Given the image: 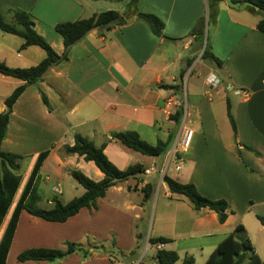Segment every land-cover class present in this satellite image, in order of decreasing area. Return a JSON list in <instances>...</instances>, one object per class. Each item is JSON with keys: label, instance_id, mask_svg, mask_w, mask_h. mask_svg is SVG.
Here are the masks:
<instances>
[{"label": "crops", "instance_id": "crops-1", "mask_svg": "<svg viewBox=\"0 0 264 264\" xmlns=\"http://www.w3.org/2000/svg\"><path fill=\"white\" fill-rule=\"evenodd\" d=\"M211 5L209 0H139L138 12L153 14L164 23L163 35L159 37L144 21L126 16L133 10L131 0H0V15L8 23L15 22L14 10L29 13L34 29L59 55L64 54L65 45L55 29L58 24L108 11L120 13L124 21L106 32L91 31L68 50L66 60L51 68L41 82L30 85L14 104L2 150L31 159L32 170L38 156L50 152L27 202L39 191L43 175L44 181L50 182L52 177L59 179L81 171L94 181H101L104 175L93 162L67 155L64 148L75 144L76 135L95 144V139L103 137L102 143L96 145H106V155L120 170L137 164L144 167L142 175L112 187L117 193L127 191L125 199L129 200L132 191H142L145 196L144 189H152L147 199L150 200L163 189L165 198L170 200L153 204L161 211L159 218L155 217L150 238L170 240L163 249L177 252L180 258L192 256L196 264H204L218 245L243 225L264 262L245 223L250 215L264 217V31L258 29L262 16L248 6L234 7L229 0L218 3L214 12L215 5ZM24 43L21 36L0 29V61L13 68H27L47 57L38 46L21 49ZM207 44L222 67L203 59ZM189 60H193L191 65ZM203 60L208 62L209 70L195 74ZM212 74L221 79L218 88L207 85ZM8 79L0 75V86L23 84ZM181 84L180 94L169 89ZM1 98L0 112L6 108L7 96ZM169 98L179 99L187 106L186 127L195 132L187 153L172 154L184 117L181 121L175 115L169 120L165 112ZM228 103L237 123V138L228 117ZM179 111L180 108L175 109L176 114ZM122 131L137 132L151 145L172 137V148L165 156L150 157L153 159L148 163L131 164L136 152L111 137L112 132ZM146 170L151 171L146 174ZM165 176L194 184L207 198L226 200L231 206L226 223L221 224L212 210H196L188 200H172L175 194L170 192ZM26 183L23 177L20 197ZM57 187L53 185L52 190ZM100 200L97 208L83 209L75 216L77 228L67 225L75 217L67 224L61 223L67 227L66 245L76 244L82 251L55 263L23 264H140L138 259L123 262L99 252L96 226L104 205ZM123 206L132 211L143 210L142 205L136 206L132 201H124ZM90 227L94 228L93 235ZM70 229H78L76 237L67 233ZM253 229L263 240L261 223L255 222ZM43 239L41 245L26 250L58 249L53 248L56 237L44 235ZM153 256L141 264H155Z\"/></svg>", "mask_w": 264, "mask_h": 264}, {"label": "trees", "instance_id": "trees-1", "mask_svg": "<svg viewBox=\"0 0 264 264\" xmlns=\"http://www.w3.org/2000/svg\"><path fill=\"white\" fill-rule=\"evenodd\" d=\"M219 1L222 0L211 1V3L213 2L215 5L212 12L215 11ZM138 2L139 0H131V9L133 10L131 14L126 16H133L144 21L153 34L161 37L165 28L164 23L153 14L138 12L136 10ZM230 2L234 7L248 6L258 14H261L262 19L258 23V29L264 31V0H230ZM13 13L15 17L14 23H8L5 18L0 15V29L4 33L14 34L24 38L25 43L22 45L21 49L30 46H38L47 53V57L38 65L27 68H13L8 66L5 62L0 61V75L23 82V84L17 86L13 93L5 100V111L0 113V231L23 181V176L18 172L20 169L19 161L23 159V156L2 150V144L7 136L8 125L14 104L30 85L41 82L51 68L66 60L68 50L73 45L84 39L91 31L98 30L100 32H106L111 29H104L108 23L123 19L120 13L108 11L94 14L89 18L80 19L75 22L58 24L55 29L63 38L65 45L64 54L59 55L45 38L34 29V22L29 13L19 10H14ZM202 57L205 60L213 62L217 67H222V62L210 51L208 44ZM192 61L193 60H189L190 65ZM184 74L185 72L182 73V78ZM169 89H173L176 93L180 94L183 91V85L171 86ZM42 99L49 107L48 99L44 94H42ZM183 113V111H179L177 113V119H181L182 121ZM228 117L234 132V137L237 138V123L231 113L229 103ZM111 137L129 150L148 157H162L167 155L172 148L173 141L171 137L167 142L159 141L157 145H151L144 141L137 132L133 131L112 132ZM105 147V144L97 146L90 139L81 135H76L75 144L64 148L65 154L67 155H77L83 157L87 162H93L103 173L104 178L97 182L81 171H72L71 176L85 189L84 194L74 198L69 203H63L60 199L54 198L52 200L54 207L51 209L36 207L35 203L37 197L34 196L35 194L33 198L30 199L31 201L29 200L27 202L34 188L35 181L40 174L41 167L48 158L50 152L45 151L38 156L22 195L0 239V264H7L10 249L23 211L45 222L66 223L70 218L78 215L83 209L97 208L98 200L105 198L108 190L117 183L128 181L144 173V167L139 164L131 166L126 170H120L106 155ZM248 149L260 155V153L252 148ZM164 181L172 194L184 196L196 210L207 208L216 212L219 222L221 224L226 223L229 217L228 211L231 210V206L226 200H213L207 198L203 196L192 183L183 184L168 176L164 177ZM144 193L145 199L147 200L152 195V189L150 191L144 189ZM257 219L264 227V217L258 215ZM148 242L150 246L156 248L159 243L166 245L171 241L165 238H150ZM82 250L83 249L76 244H68L66 250L32 248L22 252L18 256V261L21 263L30 261L55 263L70 254ZM180 260L181 258L177 252L167 249L157 250L153 256L155 264H178ZM181 264H195V259L192 256L184 257ZM204 264H264V262L257 254L244 226L239 225L232 234L218 245Z\"/></svg>", "mask_w": 264, "mask_h": 264}, {"label": "rangeland", "instance_id": "rangeland-1", "mask_svg": "<svg viewBox=\"0 0 264 264\" xmlns=\"http://www.w3.org/2000/svg\"><path fill=\"white\" fill-rule=\"evenodd\" d=\"M209 2L211 4V0H209ZM222 2L223 0L219 1L218 3ZM208 67V62L204 60L201 61L200 65L195 71V74L199 71H201L202 73H206L209 70ZM8 80L16 84L18 82L16 79L12 78ZM184 82H186V80ZM202 82L203 81L200 80V83ZM15 87V84H3L2 86H0V105L3 104L1 102V96L3 95L4 97L6 95L8 98L15 90ZM4 111L5 109H3L0 113H3ZM102 141L103 137L95 139L97 145H100ZM133 154L135 159L131 164L137 162L145 163L146 161L153 159L147 156H143L140 153ZM31 165L32 160L29 158L23 159L22 162H19L20 169L18 170V172L24 177L25 183L30 176V171L32 170ZM182 174L183 172L180 175ZM44 178L45 175H43L39 191H36L35 193V195H38L41 198L40 200L39 198H37L35 203L36 207L42 209H50L54 206V204H50L49 202V200L51 199L58 198L63 203H69L74 198L82 196L85 192V189L71 175L66 174L59 179L52 177L53 179H51L50 182H45ZM23 185L24 184H22V186L20 187L19 192L17 193L13 205L8 213V216L6 217L5 222L2 226V229L0 231V239L2 238V235L11 218L14 208L19 201ZM53 185H58L57 188L62 190V194H58L54 190H52ZM127 194V191L121 194L117 193L115 189L111 188L108 190L106 198L100 200L104 202V205L101 206L100 222L96 226V236H99V240H97L96 243L99 246V252L102 255H106L108 258L109 255H111L113 260L123 262L134 258L136 260L138 259V263L141 264L143 260L148 261L149 257H151L153 254L155 255L156 253L154 247L150 246L148 241L153 232L155 217L157 219L159 218V213L161 210H157L156 206L153 204L157 201L163 202L170 200L168 198H165V191L163 189H160V191L157 192L156 195L150 200L145 199L142 191H132L130 193L129 200L125 199V196H127ZM172 200L187 199L181 195H174ZM124 201H132V203L136 206L142 205L143 210L132 211L129 208H126L127 206H123ZM115 207H117V209H114ZM257 210L259 209L257 208ZM71 220L72 222L66 224L69 225L70 228H77L78 218L75 217V219L73 218ZM255 222L257 224H260L258 219L254 217V215H250L245 221L249 229L250 236L254 240L256 248L261 253V256L264 259V239L262 240L258 231L253 229L255 226ZM66 229L64 224L45 222L30 215L27 212H24L21 218L19 232L16 236L17 238L14 241L8 258V264H23L18 261V256L27 248L36 247L44 243V235L46 238L56 237L53 248L65 250L67 248L66 241L69 238L65 235ZM89 231L92 233V235L94 234V228L90 227ZM67 233L70 236L74 235L76 237L78 229H70ZM182 260L183 257L181 256V260L178 262V264H181Z\"/></svg>", "mask_w": 264, "mask_h": 264}, {"label": "built area", "instance_id": "built-area-1", "mask_svg": "<svg viewBox=\"0 0 264 264\" xmlns=\"http://www.w3.org/2000/svg\"><path fill=\"white\" fill-rule=\"evenodd\" d=\"M207 85H209L212 88H218L221 85V79L212 74L207 78ZM246 97H249L248 94H244ZM179 109L180 111H183V121H182V127L177 135L174 147L172 149V154L177 155L178 153H187L192 145V140L194 137V131L192 129H189L186 127V121L188 118V111H187V106L181 102L179 99L176 98H169L166 101V106H165V112L167 116L170 117L177 115L175 112V109ZM177 170H180V167H177ZM151 170H146V174H149ZM56 192L60 193V190L58 188L55 189ZM164 247L163 243H159L156 246L157 250H162Z\"/></svg>", "mask_w": 264, "mask_h": 264}, {"label": "water", "instance_id": "water-1", "mask_svg": "<svg viewBox=\"0 0 264 264\" xmlns=\"http://www.w3.org/2000/svg\"><path fill=\"white\" fill-rule=\"evenodd\" d=\"M124 24V21H121V20H117V21H112L110 23H108L104 29H108V28H111V27H114V26H119V25H123Z\"/></svg>", "mask_w": 264, "mask_h": 264}]
</instances>
